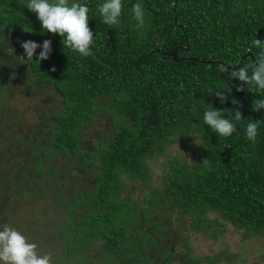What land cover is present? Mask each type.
I'll use <instances>...</instances> for the list:
<instances>
[{
  "label": "trees",
  "instance_id": "trees-1",
  "mask_svg": "<svg viewBox=\"0 0 264 264\" xmlns=\"http://www.w3.org/2000/svg\"><path fill=\"white\" fill-rule=\"evenodd\" d=\"M27 2L0 0V226L21 229L38 248L51 249L52 264H200L187 237L222 224L209 213L247 237L264 234V109L253 111L264 91L250 92L230 75L239 61L251 74L260 51L252 41H264V0H122L117 26L102 22L97 8L104 0H78L89 7L94 35L87 57L43 30ZM135 3L144 6L142 28L133 19ZM45 39L51 40L49 58L38 60L37 48L27 61L21 42L42 45ZM18 46V57H25L20 63ZM247 52L253 58H242ZM27 86L31 93L52 86L61 96L48 112L37 110L32 125L10 107L12 93ZM211 106L224 109L235 133L222 137L204 123ZM237 108L241 121L234 119ZM102 113L114 129L92 143L88 130ZM257 121L253 143L244 129ZM194 138L195 156L170 158L161 189L145 196L143 208L121 196L122 175L147 181L149 159L175 141L189 150ZM206 158L210 166L202 164ZM172 212L187 214L188 226L176 229ZM176 242L183 245L180 253ZM223 258L221 251L204 259L217 264Z\"/></svg>",
  "mask_w": 264,
  "mask_h": 264
},
{
  "label": "clouds",
  "instance_id": "clouds-1",
  "mask_svg": "<svg viewBox=\"0 0 264 264\" xmlns=\"http://www.w3.org/2000/svg\"><path fill=\"white\" fill-rule=\"evenodd\" d=\"M26 7L37 15L43 30L63 37L64 47L78 52L83 57L93 54L91 46L94 43V35L89 28L88 13L90 10L86 4L80 3L78 0H71V3L70 0H28ZM97 11L104 24L117 26L120 24L122 0H104L98 6ZM131 11L136 26L142 28L145 24L143 4H133ZM24 31L31 32L32 28L24 27ZM21 46L25 51L27 61H32L37 48H41L38 60L48 59L52 51L51 40L48 39H45L42 45L32 40L22 41ZM252 46L260 51L256 55V61L250 66L251 74H249V66H244L233 67L230 75L232 78H238L245 82L250 92L264 91V41L254 39ZM4 51L10 57L14 54V49L11 46L6 47ZM19 58L22 62L25 61L24 56H19ZM220 71H229V68L221 65ZM230 90L229 88L228 91ZM238 90L242 91L243 87L241 86ZM26 92L31 93L30 87H26ZM215 95L222 102L227 99L223 91H216ZM232 103L238 104L239 102L233 99ZM261 109H264V99H255L253 111ZM224 113V109H215L211 106L204 111L203 121L219 136L229 137L237 131V126L230 119L225 118ZM227 115L233 116V110H227ZM234 119L235 121L243 119L239 108L235 110ZM258 127L259 121L249 122L244 129L246 138L253 143L256 142ZM202 164L210 166L207 158L203 160ZM0 264H52V253H41L35 242H30L15 227L4 224L0 226Z\"/></svg>",
  "mask_w": 264,
  "mask_h": 264
},
{
  "label": "rangeland",
  "instance_id": "rangeland-1",
  "mask_svg": "<svg viewBox=\"0 0 264 264\" xmlns=\"http://www.w3.org/2000/svg\"><path fill=\"white\" fill-rule=\"evenodd\" d=\"M17 51H21V48L16 47ZM15 61L20 63L18 53L14 55ZM18 81V78H15ZM37 84V83H36ZM20 93V92H19ZM61 96L55 94V90L52 86L45 88L35 89L32 93L28 94L22 92L12 93L10 107L16 108L19 111V114L24 116L25 122L32 123L35 121L37 110L45 108L47 112L49 109H53L57 101L60 102ZM48 100L44 102V100ZM26 102L27 106L23 107L21 103ZM109 115V114H108ZM105 113L95 114V125L91 126L88 130L87 138L90 142H97V136L108 134L113 131L114 124H112V119ZM195 139V144L191 149H186L184 142L175 141L169 143L165 149V154L158 157H154L148 160L150 165V170L152 174L150 178L142 182L140 179L132 180L127 178L125 175H122V178L127 182V185L124 187L121 194L122 197H129L131 200H138L141 204L140 208H143V202L145 196L156 193L162 187V174L166 169L168 160L172 157H177L179 159L191 160L196 154V146L199 144V140ZM52 204V203H51ZM188 215L187 214H177V212H172L169 214L170 220L173 226L177 229L184 228L188 226ZM209 218H216L219 223H215L212 227L208 226L205 234L197 232L195 230H190L188 234V241L192 251L190 255L201 259L200 264H210L209 261L205 260L206 257H212L213 255L218 254L221 251H224V258L219 261L217 264H264V234L262 236H250L247 237L244 234L243 228H236L228 222L222 221V219L216 213H209ZM19 221L22 220L23 215L17 214L16 216ZM221 233L215 237H209L208 233L217 232L222 230ZM21 233V229H17ZM30 237V236H29ZM29 240V238H27ZM174 248L177 252H182L183 245L180 242H176ZM54 251L55 249L52 248ZM41 253L47 252L43 248H38ZM61 248L58 249V254L60 253ZM48 252H52L51 249ZM56 252V251H55ZM89 252H93L94 257L98 258L96 252L91 249ZM96 254V255H95ZM93 257V258H94ZM162 260V259H161ZM159 261V264H164L162 261ZM174 264H181L179 261L174 262Z\"/></svg>",
  "mask_w": 264,
  "mask_h": 264
},
{
  "label": "water",
  "instance_id": "water-1",
  "mask_svg": "<svg viewBox=\"0 0 264 264\" xmlns=\"http://www.w3.org/2000/svg\"><path fill=\"white\" fill-rule=\"evenodd\" d=\"M172 54H173L174 56H176V48L173 50ZM248 56H250L251 58H253V56H252V54H251L250 52H247L242 58H245V57H248ZM240 63H241V61L238 62V66H237V67L240 66ZM237 67H236V68H237ZM230 68L232 69L233 67H230Z\"/></svg>",
  "mask_w": 264,
  "mask_h": 264
}]
</instances>
